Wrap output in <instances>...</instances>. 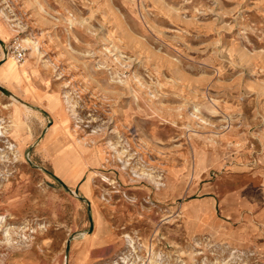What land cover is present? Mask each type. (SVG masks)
<instances>
[{"label": "rangeland", "instance_id": "374dc122", "mask_svg": "<svg viewBox=\"0 0 264 264\" xmlns=\"http://www.w3.org/2000/svg\"><path fill=\"white\" fill-rule=\"evenodd\" d=\"M0 40V264H264V0H0Z\"/></svg>", "mask_w": 264, "mask_h": 264}, {"label": "crops", "instance_id": "0c3cea01", "mask_svg": "<svg viewBox=\"0 0 264 264\" xmlns=\"http://www.w3.org/2000/svg\"><path fill=\"white\" fill-rule=\"evenodd\" d=\"M214 202V199L211 198ZM205 202V204H210V201L208 202L207 200L206 201H203V203ZM207 202V203H206ZM195 216V215H194ZM219 221H223V219H215L214 218V215L213 216H210L209 218H200L198 216L194 217L193 219H189L188 220V223L185 227V233L189 236V235H193V234H196L198 232H201V231H209V230H212L213 229H219L223 224L222 223H217ZM104 245V243H103ZM100 246V245H99Z\"/></svg>", "mask_w": 264, "mask_h": 264}, {"label": "built area", "instance_id": "2783aa9c", "mask_svg": "<svg viewBox=\"0 0 264 264\" xmlns=\"http://www.w3.org/2000/svg\"><path fill=\"white\" fill-rule=\"evenodd\" d=\"M8 49L11 56L16 62H19L23 59L25 55V47L22 46L16 38L12 40L11 43L8 45Z\"/></svg>", "mask_w": 264, "mask_h": 264}, {"label": "bare ground", "instance_id": "6f19581e", "mask_svg": "<svg viewBox=\"0 0 264 264\" xmlns=\"http://www.w3.org/2000/svg\"><path fill=\"white\" fill-rule=\"evenodd\" d=\"M18 40V42L22 45V46H24L25 48H26V46H25V44H23V42H22V40H20L19 38H17ZM24 42H26L29 46H31L32 48H35V49H37L38 48V46H39V44L37 43V42H35V41H30L28 38H26V39H24L23 40ZM0 45L2 46V48H4V45H2V41L0 40ZM13 58V57H12ZM2 87V86H1ZM5 95H9V93H7V94H5ZM121 254H123V252H121V253H118V255L120 256ZM121 257V256H120Z\"/></svg>", "mask_w": 264, "mask_h": 264}, {"label": "water", "instance_id": "95a60500", "mask_svg": "<svg viewBox=\"0 0 264 264\" xmlns=\"http://www.w3.org/2000/svg\"><path fill=\"white\" fill-rule=\"evenodd\" d=\"M0 91L1 92H3L4 94H7L8 92L3 88V87H1L0 86ZM64 188H66L67 189V187L57 178V177H55L54 175H52ZM66 246H67V244H66Z\"/></svg>", "mask_w": 264, "mask_h": 264}]
</instances>
